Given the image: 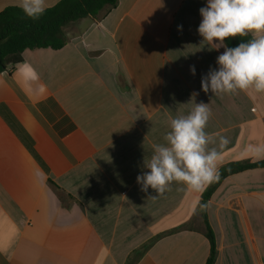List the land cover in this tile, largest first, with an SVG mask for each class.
<instances>
[{"label": "crops", "instance_id": "1", "mask_svg": "<svg viewBox=\"0 0 264 264\" xmlns=\"http://www.w3.org/2000/svg\"><path fill=\"white\" fill-rule=\"evenodd\" d=\"M18 3L0 0V13ZM206 5L119 0L65 27L62 49L27 50L0 74V264L207 263L209 184L159 195L136 180L170 119L201 102L218 171L264 161V92L201 89L224 51L197 31ZM207 217L215 264H264V168L226 178Z\"/></svg>", "mask_w": 264, "mask_h": 264}, {"label": "clouds", "instance_id": "2", "mask_svg": "<svg viewBox=\"0 0 264 264\" xmlns=\"http://www.w3.org/2000/svg\"><path fill=\"white\" fill-rule=\"evenodd\" d=\"M18 7L35 20L48 5L46 0H19ZM199 11L202 20L197 31L202 43L207 42L210 50L224 48L216 60L218 69H210L202 77V91L214 95H234L250 89L264 92V0H207ZM249 35L251 39L235 47L225 43L230 38ZM190 72L196 74L194 65ZM210 116L208 104L201 102L195 103L187 115L170 119V130L163 137L165 143L153 145L152 155L144 163L148 171L136 178L141 191L151 188L160 195L175 182L200 192L218 179L219 152L209 148L214 141L205 130ZM221 143L226 141L221 138Z\"/></svg>", "mask_w": 264, "mask_h": 264}, {"label": "trees", "instance_id": "3", "mask_svg": "<svg viewBox=\"0 0 264 264\" xmlns=\"http://www.w3.org/2000/svg\"><path fill=\"white\" fill-rule=\"evenodd\" d=\"M118 2L119 0H62L35 20L27 17L18 7L5 9L0 13V74L27 50L62 49L66 45L65 27L88 17H98L103 12L115 8ZM251 38L250 35L230 38L225 43L228 47H235ZM255 168H264V161L226 165L218 171V179L204 190L199 213L211 245L210 257L206 264H215L217 259L216 238L207 217L208 203L212 195L229 176ZM150 245L151 243L144 246L138 254H143Z\"/></svg>", "mask_w": 264, "mask_h": 264}, {"label": "built area", "instance_id": "4", "mask_svg": "<svg viewBox=\"0 0 264 264\" xmlns=\"http://www.w3.org/2000/svg\"><path fill=\"white\" fill-rule=\"evenodd\" d=\"M12 69H13V66L9 65L6 70H12Z\"/></svg>", "mask_w": 264, "mask_h": 264}, {"label": "rangeland", "instance_id": "5", "mask_svg": "<svg viewBox=\"0 0 264 264\" xmlns=\"http://www.w3.org/2000/svg\"><path fill=\"white\" fill-rule=\"evenodd\" d=\"M192 226H193L192 224L188 225V227H192Z\"/></svg>", "mask_w": 264, "mask_h": 264}]
</instances>
